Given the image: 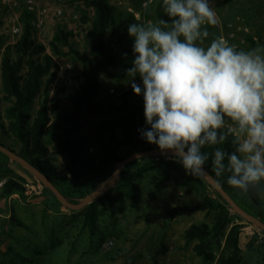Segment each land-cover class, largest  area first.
<instances>
[{
    "label": "trees",
    "instance_id": "1",
    "mask_svg": "<svg viewBox=\"0 0 264 264\" xmlns=\"http://www.w3.org/2000/svg\"><path fill=\"white\" fill-rule=\"evenodd\" d=\"M73 1L81 3L85 10L92 12L89 14L84 11L80 18L81 24L89 25L88 50L82 53L76 51L70 43L73 35L61 28L57 29L50 43L53 56L72 55L82 65L79 74L69 77L68 109H59L58 100L49 108L46 100L42 99L34 111V100L42 91L43 79L47 77L48 81H52L56 74L51 72L53 59L44 54L45 47L31 40L33 28L30 16L24 11L23 35L12 47L5 48L0 62L1 92L3 100L10 103L3 116L0 110V145L29 162L68 203L76 205L103 185L119 161L133 153L159 148L141 138L139 130L147 127L144 101L143 99L132 101L136 96L132 88L116 99L111 97L106 104L97 101L103 76L116 81L130 78L126 72L132 66L133 52L132 49L122 50L121 46L129 38L128 24L135 23L136 20L128 11L118 10L109 0ZM252 2L253 0L249 1V4ZM215 8L219 11L218 3ZM5 12L0 8V15ZM225 23L223 22L224 26ZM252 34L257 38V43L252 41V35L247 36V42L251 47L264 46L261 31L252 29ZM219 36L220 33L213 31L210 42ZM63 48H67L68 51H63ZM51 112L57 117V121H52ZM84 113L115 116L106 122L107 126L105 125L106 138L113 145L112 148L106 147L104 141L99 139L98 144L102 149L88 153V138L81 134V116ZM49 129L56 134L55 154L66 160L64 171L56 165V159L49 152L46 142V133ZM6 141L9 144H6ZM220 147L227 151L233 150L227 143ZM116 149L125 151V156L120 157ZM203 151L209 154V161L205 165L209 175L246 214L264 224V181L250 187L247 192L235 189L227 184L228 174L216 178L211 172L213 149L205 148ZM8 162L9 159L0 153V175L10 173ZM154 169L158 170V175L153 179L154 194H158L160 184L169 181L171 175L175 174L174 184L186 196H201V200L191 207L182 204L171 209L169 212L171 220L183 211H203L208 216L212 215L210 223L191 225L182 235L185 243H193L192 251L200 259L201 264H245L243 250L239 245L242 222L245 221L231 211L228 204L202 177L188 175L184 167L171 156L142 158L124 166L109 191L84 209L71 212L80 214L83 226L93 229L97 219L104 212V201L110 203L109 206L116 204L121 212L124 211L126 202L132 207L138 205L139 178L143 173ZM0 192L3 199L7 200L15 194L22 196L25 189L18 181L8 178ZM43 193L52 196L60 205L53 193L44 186ZM12 221L17 224L14 219ZM3 230L0 226L2 246L9 240L8 234ZM259 235L261 242L258 247L254 245L258 242V234H255L246 246L249 252L253 251L257 256L254 264L264 263V232L259 230ZM164 251L166 248L162 249V252ZM127 264L133 262L129 261ZM153 264L157 262L153 260Z\"/></svg>",
    "mask_w": 264,
    "mask_h": 264
},
{
    "label": "rangeland",
    "instance_id": "2",
    "mask_svg": "<svg viewBox=\"0 0 264 264\" xmlns=\"http://www.w3.org/2000/svg\"><path fill=\"white\" fill-rule=\"evenodd\" d=\"M142 0H109L118 10H126L129 13L142 12L141 19L135 23L147 24L158 22L161 19H168L163 8V0H154L148 10H141ZM38 10L46 9L48 14L40 18V26L33 28L31 40L45 47V53L52 57L51 72L56 74L54 80L48 81L45 77L42 81V91L34 100V111L39 101L46 100L49 108L59 101V109H68V95L70 94L69 77L79 74L82 65L71 55L66 57L53 56L50 51V43L61 28L73 35L70 43L72 47L82 53L89 47L88 31L89 25L81 24L80 18L85 10L81 3L73 0H34ZM209 3L215 4L214 0ZM216 5V4H215ZM237 10L235 25L247 27L251 30L259 29L264 32L263 3L254 1L245 5L244 1L234 4ZM1 10L5 14L0 15V62L6 47H12L23 35L24 31V1L12 0L10 6L3 5L0 0ZM214 9V7L212 6ZM59 9L61 15L54 14ZM217 15V13H216ZM247 15L248 18H247ZM218 19L221 18L218 15ZM222 21V20H221ZM240 24H239V23ZM226 26V25H225ZM221 22L215 25H205L210 36L213 31L221 29L223 35H227L226 28ZM17 27L19 34H13L12 29ZM236 37L239 39L242 34L235 29ZM210 36L204 41V46L210 45ZM133 40L128 38L121 46L122 50L132 49ZM67 52V48H63ZM116 81L115 79L103 76L100 82V95L97 99L101 104H106L115 99L123 92L131 89L129 81ZM136 82L141 84L139 77ZM48 93V94H45ZM45 98V99H44ZM143 95L134 96L132 101L142 100ZM10 103L3 100L0 80V110L3 116L4 111ZM52 121H57L53 112L50 113ZM115 116L95 115L84 113L81 116V134L88 138L87 151L94 153L102 148L98 140H103L108 148L113 145L106 138V122L114 119ZM107 126V125H106ZM47 145L51 156L56 159V165L64 171L66 160L55 154L56 134L52 130L46 133ZM9 144V142H5ZM15 147V146H14ZM16 148V147H15ZM120 157L126 152L116 149ZM10 173L0 175V181H7L8 178L21 183L25 192L22 196L16 195L9 202L3 199L0 192V226L8 234V241L0 245V264H201L200 259L192 251L193 243H185L183 233L194 224L202 222L210 223L212 215L208 216L203 211H183L175 219L171 220L169 212L176 206L185 205L191 207L195 202L201 200V196H186L174 184L175 174L171 179L159 185L158 194H154L155 186L153 179L158 175L154 169L143 173L139 178L140 201L135 207L125 203L124 211L121 212L116 204L104 201L103 214L97 219L96 225L90 229L82 224V216L73 214L70 209L58 205L49 194L35 193L30 187L37 188L38 181L25 169L9 160ZM40 183V182H39ZM14 197V196H13ZM101 208V206L99 207ZM12 219L17 222L13 223ZM243 229L239 237V245L243 250V261L245 264H254L257 260L256 254L246 249L247 244L252 240L259 230L251 224L242 222ZM112 246L107 247L108 242ZM261 237L258 234V247ZM166 251L162 252V249ZM264 264V263H263Z\"/></svg>",
    "mask_w": 264,
    "mask_h": 264
},
{
    "label": "clouds",
    "instance_id": "3",
    "mask_svg": "<svg viewBox=\"0 0 264 264\" xmlns=\"http://www.w3.org/2000/svg\"><path fill=\"white\" fill-rule=\"evenodd\" d=\"M163 5L167 20L127 26L134 58L126 75L144 101L141 138L195 178L209 174L203 150L212 148L211 172L247 192L264 181V46L238 49L223 37L204 46L205 25L217 23L209 0Z\"/></svg>",
    "mask_w": 264,
    "mask_h": 264
},
{
    "label": "water",
    "instance_id": "4",
    "mask_svg": "<svg viewBox=\"0 0 264 264\" xmlns=\"http://www.w3.org/2000/svg\"><path fill=\"white\" fill-rule=\"evenodd\" d=\"M0 153L5 155L9 160L15 162L23 169L28 171L38 182L41 183L44 187L49 189L53 195L56 197L57 201L60 203L61 206L66 207L72 211H79L84 209L87 205L91 204L93 201L97 200L99 197L104 195L107 191H109L116 179L119 177L122 169L124 166L131 164L133 162L139 161L142 158H150V157H169L162 155L159 149L151 150V151H140L137 153H133L126 157L125 159L119 161L116 164V168L114 172L108 177V179L103 183V185L96 190L95 192L88 195L82 202L79 204L73 205L68 203L62 195L58 192V190L36 169L34 168L29 162L22 159L16 153H13L9 149L0 145ZM204 181L213 188L221 197L222 199L228 204L231 211L241 217L246 223L254 225L258 230L264 232V224L259 221L257 218L246 214L218 185V183L209 175L201 176Z\"/></svg>",
    "mask_w": 264,
    "mask_h": 264
},
{
    "label": "built area",
    "instance_id": "5",
    "mask_svg": "<svg viewBox=\"0 0 264 264\" xmlns=\"http://www.w3.org/2000/svg\"><path fill=\"white\" fill-rule=\"evenodd\" d=\"M23 1H24V9L27 12V14L30 16V22L34 26L39 27L40 24H41L40 23V18L45 17L48 14L49 11H47L46 9L38 10L34 0H23ZM57 1L58 2H63L64 0H57ZM153 1L154 0H142L141 1V10L143 12L148 10L150 8V6L152 5ZM259 1H262V3H263V12H264V0H259ZM1 3L3 5L10 6V4L12 3V0H1ZM130 12H131V14L133 15V17H134V19L136 21H139L141 19L142 12H133V11H130ZM54 14L61 15L62 13H61V11L59 9H56L54 11ZM220 25L221 24H219V26ZM238 30L243 31L244 33H248V28L247 27H241V25L238 27ZM19 32L20 31H19V29L17 27H14L12 29V33L13 34H19ZM219 37H223L230 45H235V43H234V40H235V37H236L235 32H229L227 35H220ZM252 40H253V42L257 43V38L255 36L252 37ZM242 43L243 42H240V45ZM237 48L239 49V46H237ZM4 184H5V181H0V189L3 187ZM38 184L39 185H38L37 188L30 187V189L32 191H34L35 193H39L40 188L43 189V186L41 185V183L38 182ZM260 237H261V235H260ZM106 246L107 247L112 246V242L109 241Z\"/></svg>",
    "mask_w": 264,
    "mask_h": 264
},
{
    "label": "crops",
    "instance_id": "6",
    "mask_svg": "<svg viewBox=\"0 0 264 264\" xmlns=\"http://www.w3.org/2000/svg\"><path fill=\"white\" fill-rule=\"evenodd\" d=\"M243 2L245 3L246 6H248V3L249 1L251 0H214L215 4H210V6L214 7V10L215 12L217 13V22H220L219 24H221V22L225 23L226 26V32L229 31V32H234L235 29L238 30L237 28H235L237 25L236 24V20H237V15H239L237 13V10L235 9L234 7V4L237 3V2ZM254 2V0H253ZM257 2H262V1H259L257 0ZM217 3L219 4L220 8H219V11H216V8L215 6H217ZM218 15L219 17L221 18V20L218 19ZM216 32L220 33V35H223L222 33V30L221 29H218V30H215ZM240 34H242V37L239 38V39H235L234 40V43L235 45L239 46V49H243V50H248V49H252L254 47H251L250 43L247 42V36L249 35H252V30H251V33L249 32V29H248V33H244L243 31H240ZM263 37H264V32L262 33ZM253 41V40H252ZM240 42H243L241 45H240ZM14 196V197H13ZM11 196L10 198L7 199V201L9 202L12 198H15V195Z\"/></svg>",
    "mask_w": 264,
    "mask_h": 264
}]
</instances>
